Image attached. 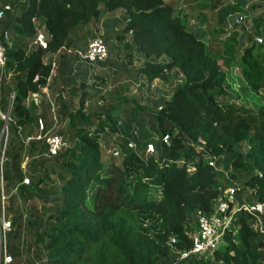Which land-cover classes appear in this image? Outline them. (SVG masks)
Returning a JSON list of instances; mask_svg holds the SVG:
<instances>
[{"label":"trees","instance_id":"16d2710c","mask_svg":"<svg viewBox=\"0 0 264 264\" xmlns=\"http://www.w3.org/2000/svg\"><path fill=\"white\" fill-rule=\"evenodd\" d=\"M6 3L12 11L5 14L0 28L10 33L12 40L4 44V69L10 73V87L15 93L7 160L1 171L6 192L22 178L19 163L23 148L17 128L23 130L35 120L32 109L36 108L27 106L26 100L45 85L49 76L50 60L44 61L45 56L58 53L57 77L64 84L73 83L80 75L86 78L96 66L76 68V55L66 53L85 48L86 44L81 46V40H85L80 34L83 28L107 14H120L124 25L115 39L126 53L125 64L119 65L121 73L147 85L166 81L171 71L181 78L170 98L153 102L149 110L119 98L106 113L84 116L82 109L89 98L85 92L78 95V110L73 114H68L61 103L59 113L67 112L64 139L68 148L45 157L41 142L27 145L26 156L38 157L26 164L30 183L20 184L13 194L23 205L30 204V217L24 219L20 208L11 216L8 252L12 264L20 259L21 235L29 242L25 252H30L34 260L43 259L42 264H264V237L256 230L254 218L245 212L235 214L230 231L223 235L212 256L191 255L178 260L175 255L191 246L195 212L210 215L229 186L239 187L235 194L238 202L247 193L249 201L264 204V6L251 0H234L217 13L219 19L237 13L233 21L237 26L242 22L239 14L245 12L241 10L243 5L252 13L248 30L242 34V38L248 37V44L231 64L238 67L242 93L262 102L256 109H245L235 104L239 96L226 84L230 61L223 62L219 57L223 54L233 60L239 45L236 35L223 43L222 54L212 53L192 34L186 15L175 12L170 2ZM256 7L263 11L254 14ZM197 20L204 24L205 17ZM40 25L46 35V49L28 50ZM104 28L111 38L110 28ZM252 34L256 37L253 40ZM125 35H129L131 45ZM133 59H138L136 66ZM109 62L106 58L97 65ZM106 71L91 78L103 82ZM164 136L168 146L161 141ZM108 140L120 156L117 159L109 154L103 161L102 148ZM137 143H151L153 152L144 159V147ZM209 160L213 166L207 165ZM50 176L58 181L57 185L51 182V190L47 186ZM34 202L40 204L37 210ZM262 221L264 227V216Z\"/></svg>","mask_w":264,"mask_h":264},{"label":"rangeland","instance_id":"374dc122","mask_svg":"<svg viewBox=\"0 0 264 264\" xmlns=\"http://www.w3.org/2000/svg\"><path fill=\"white\" fill-rule=\"evenodd\" d=\"M4 3L8 2V0H2ZM0 0V2H2ZM22 1V0H18ZM165 3L170 2L172 6L174 7V11L180 13V15H186L187 17V26L191 30L192 34L201 42L205 44V46L213 53V52H219V54H222L224 48L223 43H225L226 39L230 37V35L235 34L236 35V41L239 43L237 46L235 55L233 60L229 57L224 56L223 54L219 57L222 59V61H230V66L226 78V84L230 86L232 91L238 94L239 98L235 99V104L239 107H243L245 109H256L258 106L260 107L262 105V102H256L258 101V97H251V95L248 93H242L241 91V84L242 82L239 81V75H238V67L231 65L232 61L235 63L236 60H238L241 51L243 48L246 47V44H248V37L242 38V34L244 31L248 30V24L250 23V18L252 17V13L248 12L246 9V6L243 5L241 7L242 11H245L240 15L239 21H242L240 25H234L233 21L235 20V17L238 15L235 13L234 15H229L227 17H224L222 19H219L217 13L222 7L227 6L230 3H233L234 0H163ZM215 1V4L213 5ZM255 3H261L262 6H264V0H251ZM16 10V9H14ZM262 7H256L254 14L261 13ZM197 17H205L204 24H200L197 20ZM122 16L120 14H107L102 17V19L97 22L96 24L89 25L86 28H83V30L80 32V34H83L85 36V40H81V46L83 47L87 41H89L93 36H101L105 41V46L107 51H109L110 56L107 57V60L111 61L106 65H96L93 69L89 70L87 72L86 78L82 77L81 75L76 77L74 79V84H69L68 87L65 89L62 88L60 85L61 82H58V77L55 74L54 76L57 77V81L53 80L54 87L52 85L53 90L59 91L62 90L64 92V97L66 100L64 101H57V114L59 118L57 117V124L53 126V133H56L58 135H61L64 138L65 132L68 127V119H67V112L68 114H73L78 110V105L76 103V98L81 92H85L88 94L89 98L84 103L82 112L84 116H93V115H101L102 113H106L110 107H112L116 101L120 98L123 100H126L127 102H135L143 109L149 110L151 104L153 102H158L160 99L167 101L170 96L172 95L173 91L177 88V86L181 83V78L178 74H176L174 71H171L169 74V77L166 81H159L155 80L149 85H147L145 82H139V81H132L129 80L124 74L123 69L119 66L122 64H125L124 55H126L125 50L123 49L122 45L118 43L117 39H115V36L119 34V31L123 28V23L121 21ZM36 25V24H35ZM104 26H107L112 31L111 38H107L105 28ZM240 26L244 27L243 29L240 28ZM89 32V34H88ZM88 35H87V34ZM253 35V34H252ZM256 37L251 36V40L255 39ZM125 41H128L130 43L129 35H125ZM248 39V40H247ZM12 40V35L9 33V42ZM127 54L133 55V52H128ZM138 62V59H133L132 65L136 66ZM117 66V67H116ZM107 70V77L103 79V82H96L91 77L97 74L100 71ZM115 72H111V71ZM129 70V69H128ZM53 79V77L51 78ZM52 81V80H51ZM83 85V88L82 86ZM75 97V99H74ZM262 100V99H261ZM65 103L64 106L67 107V112L65 115H61L59 113V109H61V103ZM41 107L36 109H32V117L34 119L41 117V113L45 112L46 108V117L42 118L47 123L48 128H50L51 124V117L48 115L47 111V105L45 102H41ZM46 105V107H45ZM120 112V111H118ZM122 112V111H121ZM35 122V120H34ZM11 125V124H10ZM33 122L27 126L25 130L21 132L22 137H28L33 136L36 137L38 133H36L35 129L33 128ZM10 132V131H9ZM11 136V134H10ZM9 136V137H10ZM112 140H108L105 142L107 146L105 145V148H102L104 150L103 152V161L108 159V153L111 152V147L109 146L110 142ZM28 145V144H26ZM24 146V148L21 152V161L19 163V167L25 165L24 162L28 161L30 158H36L38 155L26 156V149L27 146ZM137 146L141 147L144 145V143H137ZM40 146V145H39ZM41 147V146H40ZM39 147V148H40ZM117 152V159L120 156V152L116 150ZM113 153V150H112ZM140 154V152L138 151ZM143 153V150L141 149V154ZM144 159L145 157H148L149 155H143ZM26 170V166H25ZM227 175V174H226ZM25 176V175H24ZM28 180L29 178L25 176ZM22 178L20 179V181ZM2 186L4 191H6L7 183L3 180ZM19 181V182H20ZM48 189H52L51 182L53 181L54 184H58V181L55 179L54 176H50L48 178ZM18 182V183H19ZM30 183V180H29ZM236 183V182H235ZM237 184V183H236ZM239 185V184H238ZM16 186L11 185L8 186L9 190L7 194L9 195V198L7 200V205L5 206V212L4 216L6 219L10 220L11 216L13 214H16L15 209L20 208L22 210V216L24 219H28L30 217L29 215V203H25L23 205L19 199L16 200L19 196L18 195H11V190ZM11 197L15 198L14 200H11ZM243 201H249L251 197L247 193H243L242 195ZM34 205L36 206V210L39 208L40 204L38 202H34ZM25 206V208L21 207ZM11 235H7L6 241H9V238Z\"/></svg>","mask_w":264,"mask_h":264},{"label":"built area","instance_id":"2783aa9c","mask_svg":"<svg viewBox=\"0 0 264 264\" xmlns=\"http://www.w3.org/2000/svg\"><path fill=\"white\" fill-rule=\"evenodd\" d=\"M12 7L9 3L0 4V22L4 19L5 14L7 12H11ZM37 24V22H33ZM9 41V34L7 31H3L0 28V180H2L1 171L2 165L6 162V150L8 143V127L9 124L12 123L11 120V110L14 103L15 93L14 91H10L7 93L4 101H2V90H3V82L6 77H9L10 73L5 72V46L4 44ZM46 35L44 33L43 25H40L39 28L35 29V33L33 37L30 39L28 43V50L46 49ZM77 57L76 64L77 65H85L92 66L103 63L107 58L106 47L101 36H96L89 41H87L86 46L81 51H74ZM53 68V64H51ZM51 68V70H52ZM51 71L46 80L45 85H48L50 80ZM36 79L34 78L33 81ZM31 101L34 105H37L36 102L37 94L32 93L29 95ZM60 98L59 94L55 95V97H51L50 94H45L46 104L48 106V113L51 117V126L50 128H46L44 121L41 118H37L35 120V126L38 132L36 137H28L24 139H20V143H22V147H24L29 142H41L45 146V153L43 156L52 157L59 154L64 149L68 148V143L65 139L56 133H53V126L57 124V105L55 103L56 100ZM2 102V103H1ZM1 104H4V109H1ZM19 133H17L18 135ZM162 142H164L167 146L168 138L166 136L162 137ZM27 146V145H26ZM129 146H133L132 143ZM143 153L144 155H149L153 152V145L151 143H144L143 145ZM25 148V147H24ZM23 148V149H24ZM113 150V153H112ZM112 157H117V152L115 149H111V152L108 153ZM28 161L24 162L25 165L20 166L22 173V180L20 181L21 185H28L29 180L25 177L27 176V169L25 170V166ZM22 163V161H21ZM207 165L213 166L212 161H208ZM25 175V176H24ZM17 184L10 192L11 195L16 194L17 187L20 185ZM239 187L235 184L229 186L225 192L223 193V198H220L210 215H203L200 211H196L193 216V222L195 226V230L190 236V248L187 251L175 252L178 260H184L191 255H201L208 254L212 256L218 247V244L225 233L230 231L231 223L234 219V216L238 212H245L251 215L254 218L256 223V230L258 233L264 237V227L262 218L264 216V204L258 203L256 201H242L238 202L235 194L238 192ZM9 195L6 191H4L2 186V181L0 182V264H11L12 258L8 254V241H6L7 235L12 230L10 220L6 219L4 216L5 206L7 205V200ZM232 206V208H230ZM22 237V235H21ZM174 241L170 239V243L172 244ZM19 249L21 250V246L19 245ZM223 264V263H219Z\"/></svg>","mask_w":264,"mask_h":264},{"label":"crops","instance_id":"0c3cea01","mask_svg":"<svg viewBox=\"0 0 264 264\" xmlns=\"http://www.w3.org/2000/svg\"><path fill=\"white\" fill-rule=\"evenodd\" d=\"M9 34V33H8ZM66 53L67 54H72V53H74V51L73 52H70V51H66ZM58 54V53H57ZM57 54H54V55H46L45 56V59H44V61H48V60H50V71H51V75H50V80H49V82H48V85L46 86V85H44L43 87H41L40 89H39V91L36 93L37 94V98H36V102H38V104L37 105H34L33 103H32V101H31V98H30V96H28V98H27V100H26V105L28 106V105H32L34 108H40L41 107V102H45L46 103V99H45V94L47 93V95L48 94H50V96L51 97H55V95H57V94H59V96H60V98L58 99V100H56L55 101V103L57 102V101H59V102H61V101H64V100H66L65 99V97H64V92H62V90H59V91H56V90H53V88H52V85H53V87H54V84H53V80H55V81H57V79H55V78H57V77H55L54 75L56 74L57 75V71H58V69H59V67H58V64H57V62H56V55ZM51 64H53V68H52V66H51ZM76 68H79V69H85L86 67H88V66H85V65H77V66H75ZM51 68H52V70H51ZM50 73V72H49ZM73 73H74V70H73ZM53 77V79H51ZM59 79V78H58ZM52 80V81H51ZM58 82H61V84L62 85H60L62 88L64 87L65 89L68 87V85L69 84H71V85H73L74 84V82L72 83H66V84H64L61 80H58ZM46 83V82H45ZM10 84H11V76L9 75V77H6V79L4 80V82H3V90H2V101H4V99H5V97H6V95H7V93L8 92H10V91H13L12 89H13V86H11L10 87ZM10 88V90L7 92V90ZM80 94V93H79ZM77 98H78V96H77ZM76 98V103H77V99ZM74 99H75V97H74ZM2 103V102H1ZM65 103H63V105H64ZM47 105V104H46ZM46 105H45V107H46ZM57 105V104H56ZM66 107V106H65ZM1 109H4V104H1ZM47 111H48V106H47ZM45 112H46V108H45ZM58 113V112H57ZM48 115H49V113H48ZM39 118H41L42 119V117H39ZM37 119V118H36ZM35 119V120H36ZM43 120V119H42ZM44 121V123H45V126H46V128L48 129V126H47V123L45 122V120H43ZM33 128L35 129V131H36V133H38L37 132V129H36V126H35V122L33 121ZM26 129V128H25ZM25 129H23V130H25ZM23 130H21L20 128H17V131H18V135H17V138H18V140L20 141V139H22L23 141H24V139H26V138H28V137H33V136H28V137H22V136H20L21 135V132L23 131ZM26 244H29V242L28 241H25L24 239H23V237H21L20 238V241H19V245L21 246V250H20V253L21 254H19V260L17 259L16 260V263L15 264H24L23 262H25V260L26 259H24V258H28L29 259V261L28 260H26V262L27 263H25V264H42L43 263V259L41 260V259H38V260H34V256L32 255V254H29V253H26L25 252V245ZM8 247H9V244H8ZM9 249V248H8ZM8 254L11 256V254L8 252ZM24 254H27L28 256H25ZM11 258H12V256H11ZM12 263H13V259H12ZM11 263V264H12Z\"/></svg>","mask_w":264,"mask_h":264}]
</instances>
